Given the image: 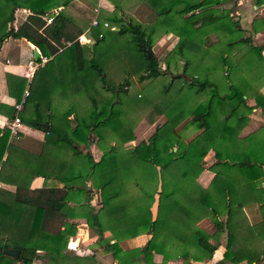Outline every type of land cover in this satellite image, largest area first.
Masks as SVG:
<instances>
[{"label":"trees","instance_id":"trees-1","mask_svg":"<svg viewBox=\"0 0 264 264\" xmlns=\"http://www.w3.org/2000/svg\"><path fill=\"white\" fill-rule=\"evenodd\" d=\"M108 1L113 8L98 5L97 23L89 25L95 6L82 9L73 5L74 0H0V44L8 36L24 38L50 57L28 83L24 76L5 73L14 100H20L26 84L27 95L19 110L0 103V112L7 118L17 114L21 122L45 130L46 136L40 152L29 154L30 164L12 171L9 129L0 128V158L6 151L0 180L12 174L9 180L15 185L13 191L0 187V264H33L38 253L42 264H64L59 259L74 234L73 217L84 218L97 234L96 251L110 253L115 264L208 260L221 232L224 249L213 264H264V123L239 134L253 108L264 112V58L261 46L243 36L231 15L232 5L221 6L235 0ZM126 1L128 9L148 6L149 17H122ZM16 8L27 14L14 26ZM87 26L92 42L80 43L77 36ZM157 28L178 37L167 51L165 70L153 53L147 56L143 49L150 47ZM124 36L130 42L123 51ZM185 39L192 41V48L198 43L197 49H188ZM113 42L119 50L111 55L124 72L119 82L107 72L108 58L99 61L94 50L113 47ZM88 47L93 49L90 55ZM65 50L73 72L69 78L51 73L60 69L58 58ZM205 57L209 62L201 64ZM175 60H182L180 77L170 69ZM219 67L224 90L214 78ZM133 74L148 81L143 88L166 79L156 94L140 97L136 90L133 97L129 87ZM53 89L76 97L67 106L54 103L49 97ZM83 93L85 112L73 107L80 99L77 94ZM248 97L253 104L246 102ZM155 114H164L165 119L151 134L122 147L134 139L139 115L152 123ZM189 124L197 129L191 136L186 133ZM112 133L117 143L106 141ZM91 136L101 147L97 159L88 149ZM79 142L86 145L83 150ZM46 147L56 149L49 164L40 158ZM209 150L211 163L204 159ZM204 168L213 172L207 186L197 181ZM34 175L62 184L29 187ZM91 188L98 191L96 206L76 197L78 193L89 197ZM202 218L210 220L213 232L199 225ZM105 230L109 235H103ZM143 232L149 237L141 246L121 245V240ZM5 247L17 248V257L3 253ZM153 252L162 255L161 262L152 260ZM85 258L73 257L74 264L81 260L96 264L93 255Z\"/></svg>","mask_w":264,"mask_h":264},{"label":"crops","instance_id":"crops-1","mask_svg":"<svg viewBox=\"0 0 264 264\" xmlns=\"http://www.w3.org/2000/svg\"><path fill=\"white\" fill-rule=\"evenodd\" d=\"M104 2L105 0H98L99 5L101 4L102 6L107 7ZM230 5H232V8H233V11H232V14L234 15L233 18L238 20L243 30V36L253 39L254 40V41L252 40L253 43L261 46V54L264 58V2L258 4V3H255V0H235L234 2L229 1L225 3V6H230ZM26 14H27V10L22 9V8H16L14 11V19H13L14 26H17L25 18ZM163 33L164 34L162 36V40L163 39L170 40L171 38H174L173 37L174 35L172 32H163ZM8 42H10L14 46V48L3 49L5 44ZM35 49H37L38 51V54H37V57H38L39 54L41 55L39 49L36 46H34L32 43H30L29 41L25 40L24 38L8 36L2 40L0 44V103L1 104L14 106L15 103H18L23 99L24 97L23 93H24V90H27V87H26L27 84L23 89L20 100L15 101L13 96H11L8 92L7 83L5 79V73H11L16 76H24L26 79V82L28 83L33 74L31 76H26L24 74L25 64L28 58L30 57V54L32 55L33 58H35L34 56ZM49 58L50 57L48 56L47 60ZM44 63L40 64L39 66L43 65ZM262 90L264 91V84H263ZM49 97L54 103L62 102L64 106H67L66 104L68 103V101H70L71 98L76 97V95L68 94V93L66 95L60 94L58 90L53 89L49 93ZM246 102L248 104H253L254 100L252 97H250L246 99ZM248 116H249V119L247 123L240 130L239 132L240 135L247 134L250 131L256 129L259 125L264 123V112H262L259 107L253 108ZM11 121H12V118H7V116L3 112H0V128L7 127L9 129V124ZM45 136H46L45 130L31 127L21 122V120H20L19 125L17 126L15 133L10 132V129H9L7 143L9 142V144L11 145L10 157L12 159V162L10 163V169L12 171H15V170L19 171V164L23 165L24 167L28 166L30 164V162L28 161V159L30 158L29 154L30 153L38 154L40 152V150L42 149V145L45 141ZM93 145L94 143L90 142L88 149L93 159H97L99 157L98 155L100 152H99V149L94 148ZM44 150H45L44 151L45 153L44 155H41L40 158H44L48 160V164H49L53 159H55L54 154L56 152V149L55 148L49 149L46 147L44 148ZM93 150L98 153H95L94 155ZM5 152L6 151L4 150L1 155L0 165H1V161L5 157ZM211 153H212L211 150L207 152V154H211ZM213 160L214 158L212 156V158L210 160L208 159L207 162L211 163ZM6 172H7V169H6ZM8 175L9 174H6V177H4L5 180L3 181L0 180V187L13 191L15 188V185L13 184V182H11V180H9L13 176L12 174H10V176ZM212 176H213V172L204 168L198 174L197 181L202 186H207ZM45 182H46V185L56 184L60 186L62 184L57 179L48 178L46 179V181H43V178L41 175H34L29 182V187H39V186H42L43 183ZM85 185L91 186V180L90 179L85 180ZM89 194L90 195L88 197L86 193H78L76 197L84 203L88 202L89 204L96 206L98 202V191L92 188V191H89ZM154 211H155V205L152 206V212L154 213ZM77 218L82 219V217H73L72 221L74 222L75 219ZM83 223H84L83 224L84 228L86 227L87 228L86 230H88L84 236V238L86 239L85 242L90 243L96 237L93 236V232H91V230L87 227L85 221ZM74 225L76 226L77 223H75ZM199 225H201L205 230H207L210 233L214 231V227L208 218H202L199 221ZM84 228L82 230H84ZM77 235L78 233L75 234L74 238L78 239ZM103 235L104 236L109 235V231L105 230L103 232ZM70 236L68 237V242H67L65 249L67 248L68 243L70 242L69 240ZM148 237H149V233H144V232L139 233L131 238L121 240V245L125 248L131 247V246H141L142 244H144V242L146 241ZM78 242L80 246L82 245L84 246L83 247L84 250L89 251L86 257L94 254L93 257L96 258L97 261L100 262V264H115V259L112 258L110 253L108 252L99 253L98 251L92 250L91 247L88 245L89 243H84L83 241H80V239H78ZM224 242H225V232H221L219 235V238L215 241L216 248L213 250L211 257L208 260L195 261L194 264H213L215 261L220 259L222 255V251L224 249ZM79 245H77L75 248L78 249ZM64 250L62 252V255L59 261L61 260V262L63 261V263L64 262L66 263V261L64 260H68V259L70 260L73 257L71 256L68 257V255L64 253ZM78 258L86 259L85 257H78ZM42 260H44V258H42L41 254L38 253L37 257L34 258L33 260V264L42 263ZM152 260L156 263H159L162 260V255L160 253L153 252ZM163 264H181V260L179 258H167ZM225 264H232V263L226 262Z\"/></svg>","mask_w":264,"mask_h":264},{"label":"rangeland","instance_id":"rangeland-1","mask_svg":"<svg viewBox=\"0 0 264 264\" xmlns=\"http://www.w3.org/2000/svg\"><path fill=\"white\" fill-rule=\"evenodd\" d=\"M104 3H105V5L107 7L102 6L101 4L99 5L98 4V0H74V4L73 5H75V7H79V8L86 9V10H88L87 7H89V6H90V9H91L94 6L98 7V5L103 7L106 10H111L113 8V5H112V3L110 1L105 0ZM225 3H222L221 6L226 7ZM128 4H130L129 1H126V2L122 3V8L126 9V12L122 15V17L124 16L125 19H126L127 15H131V17L133 19H135V20L136 19L144 20V19L147 18V16L149 17L150 8L148 6H146V5L134 6L133 8H129L130 9L129 10L128 9V7H129ZM227 7H231V5L227 6ZM232 11H233V8H231V12ZM231 15H232V17H234L233 14H231ZM87 27L85 29L86 30V35H88ZM241 32L243 34V30H241ZM163 34L164 33H160V29L157 28L156 32L154 34L155 36L153 37L152 43L150 45V50L154 54V56L158 59L159 66H160L161 70H165V65L166 64H165L164 60L167 58V51L175 44V42H176V40L178 38L177 35L173 34L174 38H171L170 40L169 39H167V40L163 39L162 40ZM128 37H129V35H128ZM252 40L253 39H251V42L254 41V40L253 41ZM88 41H89V43L92 42V38L88 37ZM183 41H184L183 42L184 45L190 50H195L198 47V43H197L192 48V45H191L192 41H189V39H185ZM128 42H130L129 39H126L125 36L122 37V43L124 45L123 51L125 50L126 47H128ZM115 47H116V44H115V42H113V47H110V48H107V49L104 47V49H102V47L99 46V47H97L98 49L95 48L94 50L96 52L95 54L98 55V57H99L98 58L99 61H100V59H103L105 57L108 58V62H110V63H108V65H107V72L109 73L111 78L114 79L115 82L116 81L119 82V81H121L122 77L124 76L123 75L124 72H122V70L119 67V65L113 60V57H112L113 53L119 50V49H116ZM12 48H14V46L10 42L6 43L5 46L3 47V49H12ZM86 50H87L86 54L90 55L89 52L91 53V50H93V49H89V47H88V49H86ZM60 54H62V55H60V58H58V61L61 63V67H60L59 70L54 71V73H53V71H51V73L56 75V74H58L60 72L62 76L69 78L73 74V72L71 71V68L69 67L70 63L68 64V62H67V59H69L68 50H65L64 52H62ZM209 55L210 54L207 53V57ZM109 56H110V58H109ZM206 59L207 58L205 57L202 60L201 64H203L205 62L208 63L209 62V58L207 60ZM181 62H182V60H175V65L173 66V68H170L171 71H175L173 73V75L177 74L176 75L177 77L181 76L179 74L181 72V67H180V63ZM170 63L171 64L173 63V59L170 60ZM223 66H225V65H223ZM243 72H245V67H243ZM185 75H188V74H185ZM214 78H215V81L218 83L219 89L220 90H224L223 89V85L225 84V81H224V77H223V74H222V70L220 71V67H219L218 70H215ZM165 79L166 78H163L160 81L153 83L152 85H150V87L143 88V86H145V84L148 81L146 79H143V80L140 81V80H138L137 75L133 74L129 78V81H130V85H129L130 92L133 93V97H134V95L136 93V90H138L140 97H144V96L147 97V96L153 95V93L156 94V92L158 91V88L160 86V83L164 82ZM77 96L80 99L77 101V104L73 105V107L74 108L76 107V110L79 109L80 111L85 112L86 108L88 106L86 98H85V94L83 93L81 95V97H80L79 94H77ZM248 98H250V97H248ZM127 114L130 115L131 111H128ZM164 119H165L164 114H155L154 115V119H153L154 121L152 123H148L147 120L145 119L144 115H139V117L137 118V120L135 122V126H134V133H135L134 139L130 140V141H127V142H123L122 147H128L130 145H133V144L137 143L141 139H146L151 134V132L153 131V129L155 127V124H158V123L162 122ZM188 126L189 127L186 130V133H187V135L191 136L194 132H196L197 129L194 126L190 125V124ZM106 141L107 142H111V143H117L118 142L117 138H116V135L114 133L110 134L108 136V138L106 139ZM91 143H94L93 147L99 149V152L101 153V147H100L97 139L94 138V136H91ZM85 146L86 145L83 142L82 143L79 142V144H78V147L80 149H82V150L84 149ZM95 153H98V152L94 151V155H95ZM100 153H99V155H100ZM211 155L213 156V152L211 154H207V155L205 154V156H204L205 161H207L208 159L210 160L212 158ZM89 191H92V188ZM83 222H84L83 218L82 219L81 218H77L74 221V224L77 223L76 226L74 225L75 226L74 234L71 235L72 237L70 236V238H69L70 242L68 243L67 248L64 250V253H66V255H68V257H70V256L71 257H86L88 255V253H89V251L84 250V248H83L84 246L83 245L80 246L79 242H78V239H80V241H83L84 243H89V242H85L86 239L84 238V236H85V233H87L88 230H86L87 229L86 227L84 228V225H83L84 223ZM83 228H84V230H82ZM76 232L78 233V235H77L78 239L74 238L75 234H77ZM93 236H95L97 238V234L94 233V232H93ZM95 239L92 240V242H90L88 244L91 247V249L94 250V251H96V249H97L96 245L93 246V243H94ZM77 245H79L78 249L75 248ZM94 259L96 261L95 262L96 264H100V262H98L96 258H94ZM64 261H66V264H69V263L70 264H74V262H75L73 260V258L70 259V260L68 259V260H64ZM81 261H82V262H80L81 264H87V263L83 262V260H81ZM39 264H42V263H39Z\"/></svg>","mask_w":264,"mask_h":264},{"label":"built area","instance_id":"built-area-1","mask_svg":"<svg viewBox=\"0 0 264 264\" xmlns=\"http://www.w3.org/2000/svg\"><path fill=\"white\" fill-rule=\"evenodd\" d=\"M93 10H94V15L91 18L89 25H95L97 23V17L96 16H97V13H98V8L94 7ZM45 21L48 22L49 21V17H47ZM102 25L103 26H107L108 22L107 21H103ZM87 29H88V27H87ZM77 40L80 43H89L88 36L86 35V30L83 31L82 33H80L77 36ZM65 44H69V42L66 41ZM47 58H48V56H45V55H42V54L41 55L39 54L38 57L33 58L32 55L30 54V57L28 58V60H27V62L25 64V72H24V74L26 76H31L33 74L34 70L36 69V67H38L40 64L44 63L47 60ZM23 94H24V97H25L27 95V90H24ZM24 97H23V99L20 102L15 103L14 107H15L16 110H19L21 108V105H22V102L24 100ZM19 123H20V119H19L18 115L15 114L14 117L12 118V121L9 124L10 132L15 133Z\"/></svg>","mask_w":264,"mask_h":264},{"label":"water","instance_id":"water-1","mask_svg":"<svg viewBox=\"0 0 264 264\" xmlns=\"http://www.w3.org/2000/svg\"><path fill=\"white\" fill-rule=\"evenodd\" d=\"M143 49L145 50V53L147 56H149L152 53L149 46H145V47H143ZM37 54H38V51H37V49H35V51H34L35 58L37 57ZM184 78L187 79L188 75L184 74ZM2 252L11 256V257H17L19 250L17 248L5 247L2 249Z\"/></svg>","mask_w":264,"mask_h":264}]
</instances>
